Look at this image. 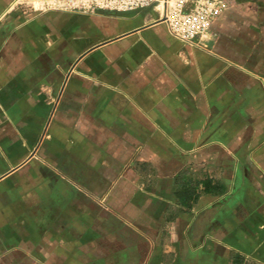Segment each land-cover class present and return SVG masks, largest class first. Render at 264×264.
<instances>
[{"label": "crops", "instance_id": "0c3cea01", "mask_svg": "<svg viewBox=\"0 0 264 264\" xmlns=\"http://www.w3.org/2000/svg\"><path fill=\"white\" fill-rule=\"evenodd\" d=\"M65 1L0 0V264H264V0Z\"/></svg>", "mask_w": 264, "mask_h": 264}, {"label": "built area", "instance_id": "2783aa9c", "mask_svg": "<svg viewBox=\"0 0 264 264\" xmlns=\"http://www.w3.org/2000/svg\"><path fill=\"white\" fill-rule=\"evenodd\" d=\"M65 7L82 11L133 13L153 9L168 32L183 42H201L221 14L217 0H66Z\"/></svg>", "mask_w": 264, "mask_h": 264}, {"label": "trees", "instance_id": "16d2710c", "mask_svg": "<svg viewBox=\"0 0 264 264\" xmlns=\"http://www.w3.org/2000/svg\"><path fill=\"white\" fill-rule=\"evenodd\" d=\"M183 194H184V191H183ZM181 196H182V195H181ZM181 196H179V197L182 198ZM180 198H179V199H180ZM182 207H185V206L183 205Z\"/></svg>", "mask_w": 264, "mask_h": 264}]
</instances>
